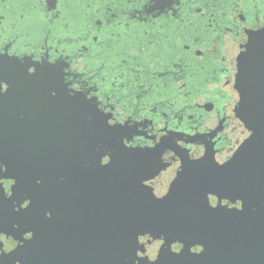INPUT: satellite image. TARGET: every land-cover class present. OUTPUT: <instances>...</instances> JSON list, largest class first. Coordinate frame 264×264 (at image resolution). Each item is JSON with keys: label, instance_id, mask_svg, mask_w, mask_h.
I'll list each match as a JSON object with an SVG mask.
<instances>
[{"label": "flooded vegetation", "instance_id": "af4514ba", "mask_svg": "<svg viewBox=\"0 0 264 264\" xmlns=\"http://www.w3.org/2000/svg\"><path fill=\"white\" fill-rule=\"evenodd\" d=\"M261 37L264 0H0V55L54 67L39 79L40 86L19 87L10 79V85L3 83L0 91L38 92L41 104L37 106L46 109L39 108L40 120L57 125L58 135L70 142L65 143L68 149L53 155L71 158L50 160V166L49 151L30 154L41 156L40 168L68 169V200L82 218L88 201L99 196L87 172L92 164L86 144L92 123L120 124L126 130L127 146L164 142L159 157L144 161L159 167L144 181L157 197L166 193L181 163L201 158L206 146L213 149L218 163L232 156L249 134L234 113L237 58L250 40ZM24 73L33 75L35 69L31 66ZM23 98L32 99L26 94ZM92 112L98 115L94 121ZM108 161L105 156L98 164ZM7 163L1 168L4 172L13 168L10 159ZM0 182L5 195L0 256L5 257L23 244L13 235L25 226L12 222V216L29 199L26 193H12L14 179ZM59 194L56 190L44 194L47 203H41V211L47 217L50 208L45 205L54 203ZM100 198H104L102 191ZM209 202L218 203L214 196ZM221 205L231 208L239 202L222 200ZM20 235L28 240L31 232L23 230ZM147 241L148 236L140 238L141 243ZM162 244L151 240L147 245L145 253L151 260ZM180 247L173 244L172 250Z\"/></svg>", "mask_w": 264, "mask_h": 264}, {"label": "water", "instance_id": "95a60500", "mask_svg": "<svg viewBox=\"0 0 264 264\" xmlns=\"http://www.w3.org/2000/svg\"><path fill=\"white\" fill-rule=\"evenodd\" d=\"M31 66L35 74H25ZM52 69L53 65L47 63L0 55V89L3 83L10 85V79L19 87L40 86L39 79ZM233 86L238 98L234 113L248 136L223 163L215 161L213 149L207 146L201 158L182 162L161 197L144 184L159 167L145 165L144 161L159 157L165 150L164 142L153 147L127 146L123 142L126 130L120 124L92 123V135L86 141L92 164L87 172L91 188L99 196L96 199L92 195L82 218L77 217L68 200V169L40 168L41 156L30 154L49 151L50 166V160L71 158L53 155L54 151L68 149L65 143L70 142L58 135L57 125L40 120L39 108L46 109L37 106L41 104L38 92L0 91V180L14 179L12 193L27 194L29 204L25 208L18 205L12 222L31 232L28 240L21 237L23 230L13 235L23 244L7 254V259L0 256V264H13L15 260L20 264H264L263 37L250 40L238 56ZM25 94L32 99H24ZM26 101L31 104L20 103ZM96 117L93 113V121ZM105 156L109 161L98 164ZM9 159L13 168L4 172L1 168ZM147 174L149 177H145ZM51 190L60 194L49 203L51 206L45 205L50 208L47 217L41 203H47L44 194ZM61 192L66 195L61 196ZM210 196L217 199L216 206L210 204ZM4 200L0 182V227L5 222ZM222 200L239 202V206L228 208L221 205ZM143 236H148L145 244L140 242ZM151 240L163 241L152 260L145 253ZM173 244H180V249L173 251ZM196 247L200 249L193 250Z\"/></svg>", "mask_w": 264, "mask_h": 264}]
</instances>
